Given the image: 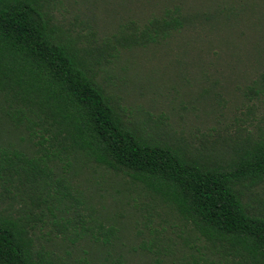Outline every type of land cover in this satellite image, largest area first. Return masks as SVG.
Returning a JSON list of instances; mask_svg holds the SVG:
<instances>
[{"label": "trees", "instance_id": "1", "mask_svg": "<svg viewBox=\"0 0 264 264\" xmlns=\"http://www.w3.org/2000/svg\"><path fill=\"white\" fill-rule=\"evenodd\" d=\"M189 1L129 24L115 45L90 48L52 23L48 0H0V264H65L43 238L94 264H128V254L144 264H264V199L255 192L264 185V129L196 146L129 120L97 78L117 48L165 47L188 33L198 61L215 48V66L264 68V0ZM260 78L246 95L261 93ZM96 169L136 189L149 210L166 211L179 232L135 231L132 245L127 223L100 204L97 182L75 186Z\"/></svg>", "mask_w": 264, "mask_h": 264}, {"label": "rangeland", "instance_id": "2", "mask_svg": "<svg viewBox=\"0 0 264 264\" xmlns=\"http://www.w3.org/2000/svg\"><path fill=\"white\" fill-rule=\"evenodd\" d=\"M179 1L188 6L193 3L189 0H48L47 12L60 30L78 36L81 46L102 48L115 45L114 40L124 27L131 23L140 25ZM187 35H180L175 44L165 47L157 45L124 51L117 48L118 58H108L102 63L96 71L97 78L104 79L109 93L129 120L147 125L155 123L161 129L174 132L176 138L190 139L193 145L205 143L209 147L208 142L217 137L227 141L257 135L264 129V82H261V93L253 97L246 93L252 85L250 81L257 76L261 79L264 68L249 69L243 74L244 69L238 65L215 66L211 60L215 48L202 50L205 53L201 52L198 61L196 41L192 37L185 38ZM89 176L90 183L78 181L75 186L84 192L97 182L95 188L101 195L100 204L110 209L113 218L127 223L123 236L132 245L135 231L141 233L143 239H148V231L160 227H165L166 234L179 232L180 226H174L173 217L159 207L149 210L150 201L140 196L136 189L131 187L126 191L119 179L97 169L89 170ZM72 181L76 183L77 180ZM255 192L257 198L264 199V185ZM110 198L116 204L110 206ZM95 207L101 209L97 204ZM39 231L45 234L48 226ZM40 242L46 252L65 264H84L82 258L89 264L97 261L78 248L66 249L59 239L47 242L43 238ZM127 259L128 264L145 263L129 254L125 256Z\"/></svg>", "mask_w": 264, "mask_h": 264}]
</instances>
